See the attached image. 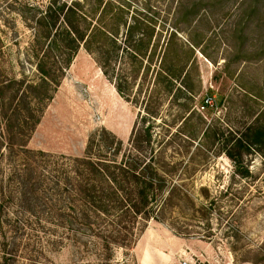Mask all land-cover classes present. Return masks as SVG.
Wrapping results in <instances>:
<instances>
[{"label":"rangeland","instance_id":"1","mask_svg":"<svg viewBox=\"0 0 264 264\" xmlns=\"http://www.w3.org/2000/svg\"><path fill=\"white\" fill-rule=\"evenodd\" d=\"M24 1L44 7L49 0H0L3 157L6 139L18 155L25 141L31 151L78 158L100 130L126 147L135 127L151 125L156 144L173 140L166 143V154L180 162L175 180L181 201L167 207L160 222L150 221L131 248L117 249L113 264H264L255 256L264 257V161L251 146L252 177L246 183H232L233 166L223 154L197 152L187 164L195 144L184 136L201 126L196 118L181 125V104L187 102L176 92L184 79L194 89L190 104L196 111L204 96L213 99L212 107L199 111L206 122L203 131L209 126V138L201 144L215 151L226 149L231 134L264 120V0H109L124 5L132 23L138 19L153 30L142 63H132L130 99L120 96L94 58L80 49L56 89L51 88L49 101H39L41 95L29 88L40 75L30 58L31 30L17 14ZM162 60L180 75L170 80L169 94L166 83L156 91L153 87ZM28 106L33 113L20 129L24 136L12 140L8 119L13 116L12 127L17 126V113ZM70 244L49 255L54 264L79 258Z\"/></svg>","mask_w":264,"mask_h":264},{"label":"trees","instance_id":"2","mask_svg":"<svg viewBox=\"0 0 264 264\" xmlns=\"http://www.w3.org/2000/svg\"><path fill=\"white\" fill-rule=\"evenodd\" d=\"M24 2L17 14L32 33L30 58L40 77L29 88L41 95L39 101L52 98L51 88L56 89L80 49L94 58L117 93L130 99L132 63H142L153 33L144 21L132 23L124 5L109 0H49L44 7ZM162 62L153 87L156 91L166 83L169 94L180 75ZM180 86L176 92L188 103L181 104L185 109L181 125L196 118L201 126L197 135L184 136L195 144L187 153V164L197 152L223 154L233 166L232 183H246L252 177L247 161L251 146L264 161V120L258 118L243 132L231 134L223 151L212 150L201 144L209 138V126L203 131L206 122L199 111L209 109L204 104L208 96L199 101L198 112L190 104L194 89L184 79ZM19 112L17 126L12 127L13 116L8 119L12 140L24 136L20 129L33 113L29 106ZM154 134L151 125L139 124L124 147L115 135L100 130L78 158L31 151L25 141L18 155L6 139L4 157L0 149V264H54L49 255L67 241L79 253L70 264H113L117 249L131 248L150 221L160 222L167 207L181 201L176 175L180 162L166 154L173 140L156 144ZM255 256L258 262L264 260L259 253Z\"/></svg>","mask_w":264,"mask_h":264},{"label":"built area","instance_id":"3","mask_svg":"<svg viewBox=\"0 0 264 264\" xmlns=\"http://www.w3.org/2000/svg\"><path fill=\"white\" fill-rule=\"evenodd\" d=\"M214 101H213V99L211 98V97H206L205 99H204V104H205V106L206 107H212L213 106V103ZM201 109H203V108H201Z\"/></svg>","mask_w":264,"mask_h":264}]
</instances>
